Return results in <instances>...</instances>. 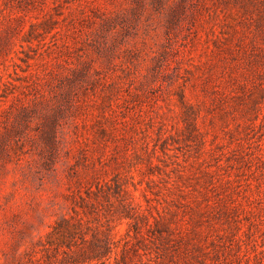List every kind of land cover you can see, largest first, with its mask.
I'll use <instances>...</instances> for the list:
<instances>
[{"label":"rangeland","instance_id":"obj_1","mask_svg":"<svg viewBox=\"0 0 264 264\" xmlns=\"http://www.w3.org/2000/svg\"><path fill=\"white\" fill-rule=\"evenodd\" d=\"M0 264H264V0H0Z\"/></svg>","mask_w":264,"mask_h":264},{"label":"trees","instance_id":"obj_2","mask_svg":"<svg viewBox=\"0 0 264 264\" xmlns=\"http://www.w3.org/2000/svg\"><path fill=\"white\" fill-rule=\"evenodd\" d=\"M58 230H60V228H55V231H58Z\"/></svg>","mask_w":264,"mask_h":264}]
</instances>
